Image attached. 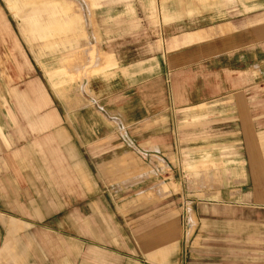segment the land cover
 I'll return each instance as SVG.
<instances>
[{
  "label": "rangeland",
  "instance_id": "374dc122",
  "mask_svg": "<svg viewBox=\"0 0 264 264\" xmlns=\"http://www.w3.org/2000/svg\"><path fill=\"white\" fill-rule=\"evenodd\" d=\"M0 19V254L6 246L14 247L16 251H9L10 256H21L23 262L19 264H63L66 261L63 251L72 250L69 244H72L74 239L82 244V238L75 236L73 232L77 222L61 220L62 213H53V216L46 220H38L30 209L25 212L23 205L19 207L22 212L11 209L15 207L9 197L11 191H14L12 188L19 187V182L29 181L26 179V173L32 178L33 171H36L33 166L38 165L37 161L52 168L57 165L56 162L59 163V168L66 164L65 156L57 157V151L66 149L67 144L51 143L50 135L57 132L63 134L64 131L63 138H67L69 131L75 136L80 152H83L84 126L76 128V125H72L73 118H98L101 115L102 118L105 116L110 120L114 117L113 114L103 113L104 108L100 107L104 106L95 104L97 99L106 100L122 90L135 92L148 81L156 84L157 91L163 85L160 77L165 79L166 89L169 91L171 75L180 66L178 62H174L175 65L166 67V54L169 52L168 54L172 55L174 50H183L184 45H181V42L187 41L189 36L216 34L207 39L206 43L212 45L209 49L212 54L205 56L202 60L205 62L212 61L216 52L225 53V50L216 49L214 43L226 47L222 45V41L235 38L232 47V51H235L234 67L247 65L251 75L256 76L255 82L252 83L250 102L247 99L242 102L240 98L238 104L252 103L251 111L254 116L258 117L262 112L264 114V55L261 53L264 51V0H0ZM193 44V40L186 44L187 64L194 61V58H189ZM246 52L251 55L248 54L242 64L238 63L237 57ZM162 54H165L164 60H155L154 64H150L152 58ZM255 57H259L263 63L260 69L253 60ZM103 61L110 64L103 75L106 86H115L116 90L94 94L91 102L88 96L87 101L91 103H88L89 106L85 103L74 104L68 109L67 102L73 96L81 100L85 94L88 95V84L100 73L99 62ZM153 67L154 73H147L148 69ZM118 72H121L124 78L127 74L130 76L127 79L129 82L116 88V78L121 77H118ZM51 76L56 77L53 79ZM32 86L38 89L39 98L44 97L47 107L36 109L33 104L18 107V94L29 93ZM26 97H31L32 101L31 95ZM137 99L138 95L135 94L134 100ZM216 101L215 104H233L231 96H224ZM97 105L100 106L96 107ZM129 105L128 113L131 110ZM52 112L61 118L58 123L60 128L54 129V125L41 131L39 118ZM194 112L190 117H194ZM238 116L236 114V122ZM172 118L179 121L177 116ZM189 119L188 132H193L195 129L191 124L195 122H189ZM173 124L172 126H175V123ZM139 125L145 130V121ZM240 133L241 139L243 132ZM252 133L256 134V137H252L255 139L252 146L258 143L262 145L261 151L252 152V156H255L257 164H262L264 122L252 125ZM218 134L221 135V131ZM106 145L113 148L115 142L112 144V141L108 140ZM38 148L43 149L44 153L38 151ZM91 148L96 150L97 147L94 145ZM53 150L55 151L52 152ZM84 150L87 152V148ZM85 159L89 157L85 156ZM90 159L92 199L99 200V196H102L104 201L106 198L104 211L111 214L134 213L137 223H140L138 220L142 214L171 212L180 216L179 229L184 230L189 224L186 214L201 212L199 203H211L212 199L219 200L218 205L222 208L250 212L252 219L264 213V204L256 203L261 198L256 194L252 195L249 202H242L239 197L232 195V204H229L225 194L230 190L200 187L211 184L209 171L212 167L206 161L189 166L188 176L180 188L153 189L142 184L135 186V181L129 180L132 174L124 176L122 181L111 183V187L98 177V166L95 162L98 158ZM103 159L100 160L104 161ZM109 159L110 157H107V160ZM28 167L32 173L27 172ZM52 168L51 175L56 178L57 168ZM222 168L220 165L216 175L218 178L223 173ZM140 176L144 178L146 175L140 172ZM251 176L252 180L255 176L256 182H263V188L259 192L264 196V172L251 173ZM39 190L47 193V201L43 199L44 202L54 204L53 198H50L51 189L41 187ZM94 190L97 192L96 196L93 194ZM236 191L238 194V190ZM244 191L253 193L255 189ZM218 192H223V197H220V194L216 197ZM31 193L36 195L35 190H31ZM160 195L169 197L165 202H160ZM39 201L40 197L38 204L42 207ZM64 207L67 208L65 212H69L64 216L73 214L74 206L70 208L66 204ZM134 220L127 224H134ZM11 222L16 224L18 229L9 236L8 225ZM117 223L125 226L122 221ZM250 223L254 224L256 221L251 220ZM56 250L60 252L55 253ZM6 259L3 264H14L13 258Z\"/></svg>",
  "mask_w": 264,
  "mask_h": 264
},
{
  "label": "crops",
  "instance_id": "0c3cea01",
  "mask_svg": "<svg viewBox=\"0 0 264 264\" xmlns=\"http://www.w3.org/2000/svg\"><path fill=\"white\" fill-rule=\"evenodd\" d=\"M24 21L26 24V20ZM214 35L216 34L191 35L186 38L187 41L181 42V45H184L183 50H174L172 55L165 52L166 67L175 65L174 62H178L180 66L171 75L169 91L166 89L165 79L160 77L164 86L157 91L156 84L148 81L139 86L135 90L136 93L134 90L127 92L122 90L106 100L97 99L95 104L104 106L100 107L104 108L103 113L113 114L114 117L110 120L105 116L102 118L101 115L98 118L93 116L87 119L73 118L72 125H76V128L84 126L83 152H80L75 136L69 131L67 138H63L64 131L63 134L57 132L50 135L51 143L67 144L66 149L57 151V157L65 156L66 164L59 168V163L56 162L57 165H53L52 168L37 161L38 165L33 166L36 171H33L32 178L26 173V179L29 181L19 182V187L12 188L14 191L9 194L15 206L11 208L12 210L22 212L19 207L23 205V210L26 212L30 209L38 220H46L53 216V213H62L61 220L77 222L74 224L73 232L75 236L82 238V244L76 239L69 244L72 250L63 251L66 255L63 264H264V213L252 219L250 212L222 208L218 205L219 200L212 199L211 203H199L201 212L186 214L189 224L183 230L179 229L180 216L176 213L142 214L138 220L140 223H137V220H134L136 217L134 213L111 214L104 211L103 204L106 205V198L104 201L102 196H99V200L92 199L90 158H98L95 161L98 166V177L111 187V183L122 181L124 176L132 174L129 180L135 181V186L142 184L153 189L180 188L188 176L189 166L206 161L212 167L209 171L211 184L200 187L230 190L225 194L229 204H232V195L239 197L242 202H249L253 194L261 197L256 203L264 204V196L259 192L263 188V182L261 180L256 182L255 176L252 180L251 176V173L264 172V163L257 164L255 156H252V152L261 151L262 147L260 143L252 146V141H255L252 137H256V134L252 133V125L264 122V114L262 112L258 117L254 116L251 111L252 103L238 104L240 98L242 102L246 99L250 102L252 98L250 97L252 83L255 82L256 76L251 75L248 66L242 64L251 53L240 54L236 61L242 62V66L234 67L233 37L222 41V45L226 47L214 43L216 49L225 50V53L216 52L212 61H202L205 56L212 54L209 52L212 45L206 42ZM192 40L194 48L190 50L189 58H194V61L187 64L186 44ZM261 53L264 55V51ZM164 56L162 54L155 59L152 58L150 64H154L155 60H164ZM253 60L260 69L263 64L260 58L255 57ZM109 65L106 61L99 62L100 73L88 84V95L85 94L81 100L73 96L67 102L68 109L74 104L85 103L89 106L94 94L116 90L115 86L107 87L106 79L103 77L107 72L104 70ZM147 73H154V67L149 68ZM117 74L121 77L116 78L118 81L115 83L116 88L129 82L127 80L129 74L126 78L121 72ZM30 90L29 93L18 94V107L27 104H33L36 109L47 107L44 97L39 98L38 89L32 86ZM135 94L138 95L136 101ZM27 95L32 96V101L31 97H26ZM88 96L90 102L87 101ZM224 96H231L233 104H215L218 98ZM128 105L131 109L129 113ZM98 106L100 105L96 107ZM207 109L211 111H205ZM188 110L191 111L187 112ZM193 111L194 117H190ZM236 114L239 115L237 122ZM176 116L179 121L172 118ZM188 118L189 122H195L191 124L195 129L193 132H188L190 129ZM59 119L61 120L53 112L39 118L41 131L54 125V129L60 128ZM142 121H145V130L140 128L139 124ZM173 123L175 126H172ZM109 131L112 133H108ZM220 131L221 135L218 134ZM240 132H243L241 139ZM108 140L112 141V144L115 142L113 148L107 147ZM94 145L97 147L96 150L91 148ZM38 151L44 153L43 149L38 148ZM85 156L89 159L86 160ZM107 157L110 159L107 160ZM101 158H104V161L100 160ZM220 165L223 166V173L218 178L216 175ZM55 167L58 180L51 175L50 168ZM27 169V172L32 173L30 167ZM140 172L146 176L139 177ZM41 187L52 190L50 198H53L54 204L44 202L43 199L46 200L48 196L45 191L39 190ZM93 188L97 189L96 186ZM246 189H255L257 193L245 192ZM31 190H35L36 195H33ZM94 191L93 194L96 196L97 192ZM219 194L220 197L224 195L223 192H218L216 197H219ZM39 197L42 207L38 204ZM160 197L162 198L160 202H165L169 196ZM66 204L70 208L74 206L72 215L64 216L69 213L65 212ZM133 220L134 224H127ZM251 220H255L256 223L251 224ZM117 221H122L125 226H121ZM193 221L195 223H192ZM16 229L17 225L11 222L8 225V235L12 236ZM10 247L6 246L0 254V264L6 263L5 260L9 257L13 258L14 264L22 263L21 256H10L9 251H16L14 247ZM58 252L60 251H55Z\"/></svg>",
  "mask_w": 264,
  "mask_h": 264
}]
</instances>
